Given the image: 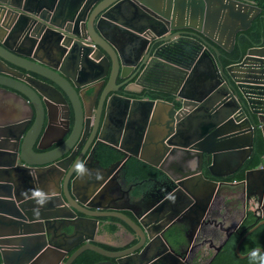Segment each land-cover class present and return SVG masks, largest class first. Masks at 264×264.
Masks as SVG:
<instances>
[{
    "label": "water",
    "instance_id": "95a60500",
    "mask_svg": "<svg viewBox=\"0 0 264 264\" xmlns=\"http://www.w3.org/2000/svg\"><path fill=\"white\" fill-rule=\"evenodd\" d=\"M124 6L146 17L138 35L144 46L131 58L107 31L112 13ZM261 12L256 0H0V89L25 107L21 118L0 124V264H73L87 250L109 259L96 264H184L186 255L170 245L166 229L178 224L175 236L187 235L183 215L194 224L191 232L216 227L218 221L206 220V214L217 187L228 182L212 178L235 179L254 152L256 131L264 132V45L227 67L219 52L231 53L237 35ZM189 42L199 49L193 47L186 63L168 54ZM207 59L215 73L199 89L195 73ZM131 85L141 88L135 98L128 93ZM115 102L121 103L114 113L118 128L106 137L105 120ZM136 109L142 118L134 117ZM57 128L60 138L42 146ZM235 156L238 168L228 171ZM134 159L158 174L146 180L151 187L140 184L135 195L141 206L130 217L108 198L122 164L128 169ZM95 162L102 173L85 180L81 190ZM218 168L227 170L216 173ZM257 168L240 181L248 194L257 172L263 178L255 186L264 190V163ZM90 221L97 230H124L131 246L108 250L88 237L72 254L63 248ZM262 225L264 220L238 242L240 259L254 250L264 256L262 248L240 251ZM156 242L162 250L146 256Z\"/></svg>",
    "mask_w": 264,
    "mask_h": 264
},
{
    "label": "crops",
    "instance_id": "0c3cea01",
    "mask_svg": "<svg viewBox=\"0 0 264 264\" xmlns=\"http://www.w3.org/2000/svg\"><path fill=\"white\" fill-rule=\"evenodd\" d=\"M144 21H146V17H144L141 13H138L134 8L130 6H124L112 13V20H110V22L113 28L112 26L107 27L108 35L114 41V43L119 48L121 53L124 54L125 56H128L131 58L141 52V49L143 48L144 45H143V41H141L139 36L142 37V34H140V31L143 28ZM209 60L210 59H207L206 61L201 63L196 70V73H195L196 75L194 79L196 88H199V89L205 88L212 82L211 78L213 77V73H215V69H214L215 64L214 62H212L211 60L209 61ZM120 83H121V80H119V82L117 83L118 84L117 87L114 86L113 89L117 90L120 86ZM140 90L141 88L139 86L131 85L130 87H128L129 96L135 98L138 95ZM123 92L124 90L122 89L121 93ZM120 106H121L120 102H115L114 105H112V107L110 106V112L112 111V118H107V120H105V124H107L106 129L108 128V131L106 132V137L113 136L115 130L118 128V120L114 116V113H117V111H119ZM22 108H25V107H24L23 102L19 98H17L16 96H14L13 94L9 92H6L0 89V124L7 122L9 120H12L14 118H21L19 111ZM140 113H141V110L136 109L133 115L134 117L139 118ZM58 129L59 128L53 131L52 135L50 136L51 137L56 136L55 139H59L60 132ZM258 133H260L262 140H263V144H264L263 129L259 128L256 131V134ZM255 139H256V136H255ZM247 141L249 142V139L246 136H244L243 142L246 143ZM146 156L148 155L146 154ZM238 158H239L238 156H235L233 158L232 164L234 165H232L230 167L232 169H228V171L235 170L238 168L239 164H236L239 161ZM251 158H249L246 161L245 165ZM263 163H264V156L262 157L261 162L257 167H261ZM143 164L148 165L147 163H143ZM245 165L243 166V168H245ZM234 166L237 168H235ZM124 167H123V171L120 169L121 172L118 174L116 178V182H115L116 184L114 185V187H111L110 189L111 191L109 193L108 200L111 205H115L117 208H121L123 213L127 214L130 217H134V213L132 209L138 210V208L141 206V204L139 203L141 200L137 198V196L135 195L136 193H138V190L141 188L140 186L141 181L139 180L144 179V178L146 179L148 176L141 177V175L138 174L139 172L136 171L134 166L130 168L128 165V169L127 168L124 169ZM257 167L255 168L259 170L260 168H257ZM243 168H241V170ZM102 170L103 169L96 162L89 164L87 167V171L85 172V175L83 177V180L79 184L80 189L84 190L85 186L87 185L86 181L91 180L93 176L101 174ZM226 170H227L226 168L217 169V171H221V172H224ZM241 170H239L238 172H241ZM246 170H249V169H246ZM262 178H263V173L257 172L254 175H252L251 176L252 187L253 186L256 187L255 185L258 184V182L260 184L259 180H261ZM242 180H245V176H243L242 178H239L238 176H236L235 179H232L230 181V183H224L221 186L217 187L216 192L220 193L222 196L223 195L225 196V203L227 206L226 208L228 210L215 215L214 218H216L217 219L216 221H218L219 223L224 224V229H227L229 227H234L237 224V222H239L240 220L241 221L239 225H243V227L250 225V223L252 222L253 217H252V214L249 212L247 213V216H246L247 218H245V220L244 219L242 220V217L245 214L242 199L245 195V190H247L248 188L247 184L240 182ZM49 189L50 188L48 187V190ZM113 199H117V200L112 202ZM177 225L178 224L172 225L165 231V238L170 242V245L175 250H178V248L175 247L171 243L172 242L171 238L175 236V232H173L171 229H174L175 226ZM211 228H214V227L210 225L208 229H211ZM79 230L81 234L76 236V238H73V239H78L79 241H72L71 239V241L68 240L66 244V242L64 243L63 240H60L61 244H66L64 245L65 247L63 248H66L67 246L70 245L69 247L72 248L71 250H75L78 247L79 243H82L88 237H94L98 243H100L101 245L112 247L114 248L115 251L123 250L131 246V245H128L130 243V240L125 236L124 230L116 229L115 232H111L110 228H107L105 230L103 229L97 230L96 222L94 221H90L88 224H82ZM158 248H159L158 251H156L157 249L153 250L151 256H154L156 253L162 250L161 247H158ZM215 254L216 253L210 254V256L206 258V260L203 259L204 262L202 264H207L209 260L211 259V257L214 256Z\"/></svg>",
    "mask_w": 264,
    "mask_h": 264
},
{
    "label": "trees",
    "instance_id": "16d2710c",
    "mask_svg": "<svg viewBox=\"0 0 264 264\" xmlns=\"http://www.w3.org/2000/svg\"><path fill=\"white\" fill-rule=\"evenodd\" d=\"M256 2L262 8V12L254 20L252 27L249 30L245 32H240L237 35L236 45L234 50L230 53L223 49H219V52L221 54L220 58L222 60V63L226 67L231 64L240 62L247 55L249 49L264 45V0H256ZM193 47L199 49L198 43L189 42L188 45H186L184 48H180L177 50L172 49V51H168V54H171V57H180L178 59L179 60L178 63L183 64L186 63V60H191L194 57L192 54ZM153 72L154 71H150L149 73L152 74ZM163 87H165V85ZM154 97L156 98L161 97L169 101L173 99L172 96L170 95L158 94V93L155 94ZM263 156H264V144L260 133H258L256 134L253 156L247 162L244 170L241 171L238 177L242 178L244 176V171L246 169H252L257 167L260 164ZM134 167L136 171L139 172L138 174L141 175V177L144 176L147 177L155 173H158L154 168L149 166H145L144 168L134 163ZM106 220L116 221L117 219L108 218ZM108 228H110L111 232H115L116 229L118 230V228L114 225H110L108 226ZM177 228L178 226H175V228L171 230L175 232ZM180 232L181 231L178 232L179 237L182 236V233ZM242 236L243 234L234 235L230 240H228L226 245L223 247L221 252L216 255V257L214 258L211 264H263V261L261 260V256H262L261 252H257V255L255 257L250 255L246 259H240L238 257L236 253V247ZM102 247L108 250H114V248L106 245H102ZM256 248H262L264 250V225L259 227L255 232H253L251 235H249L246 238V240L241 245L240 251L242 254L245 255ZM104 258L105 257H103L102 255H100L95 251L87 250L84 253H82L73 264H95L99 261H102Z\"/></svg>",
    "mask_w": 264,
    "mask_h": 264
},
{
    "label": "flooded vegetation",
    "instance_id": "af4514ba",
    "mask_svg": "<svg viewBox=\"0 0 264 264\" xmlns=\"http://www.w3.org/2000/svg\"><path fill=\"white\" fill-rule=\"evenodd\" d=\"M143 115H144V113L141 111L139 118H142ZM55 138H56V136L50 137L49 140H46L42 143V146L49 147V145L51 144V142ZM55 146H53V147H55ZM139 157H140V154H139ZM143 157L145 158L147 156L144 154ZM131 162H132L133 166H134V163H136V165L138 164L139 166H142L144 168H145V166H149V165L143 164L142 162H139V160H136V159L132 160ZM132 164L129 163L130 166ZM122 165L125 166V164H122ZM149 167H151V166H149ZM243 170H244V168L241 171H243ZM246 171L247 170L244 171V176H245ZM216 173H221V171H216ZM240 173L241 172L236 173L235 176H238ZM157 174L158 173H155V174L150 175V176H157ZM204 174L208 178L211 177L210 173H207L204 171ZM150 176H148L146 179L144 178V179H141L139 181H141V184H144L145 187H151L152 186L151 182L146 181V180H148V178ZM233 176H229L226 178H212V179L219 181V182H221L222 180L225 179L226 181H229L228 183H230V181L233 179ZM248 190H249L248 188H247V190H245V195L242 199V203H243L244 210H245V214L243 215L242 220L243 219L245 220V218H247L246 216H247V213L249 212L248 211L249 207H251V209H252V211H250L249 213L252 214L253 218H252V222L250 223V225H248L246 227H243V225H239L240 221H241L240 220L239 222H237L238 225L236 224L234 227H229L228 228L229 230L227 231L226 229H224L223 223L219 224V222H216V224H217L216 227H215V223H210V225H212V227H214V228L208 229V227L210 226L209 225V226H205V228L202 227L200 229L195 230L194 232H191L194 229L193 222L186 219L185 218V217H187L186 215L181 216V222L186 223V225H188V227L190 228V231L187 235H185L183 233L182 236H180V237L179 236L172 237L171 243L175 247L178 248L179 252H182L186 255L184 262H183L184 264H202L204 262V260H206V258L208 256H210L211 253H216V249L218 247H220L224 241L230 240L234 235H242V234L244 235L253 225L264 220V190L263 189L261 190L260 186L255 187V189L254 188L250 189L251 193H249V194L247 193V192H249ZM251 200H255V202L252 203ZM249 202L251 205H249ZM226 207L227 206L225 203V196L224 195L222 196L220 193L215 192L214 197H213L212 202H211V206H210V208L206 214V220L207 219L210 221L217 220L216 218H214V216L217 214H220L223 211L228 210ZM177 226L179 227V225H177ZM218 230H220V231H218ZM230 233H231V237L228 239ZM72 241H79V240L78 239H72ZM99 245H101V244H99ZM69 246H67L66 249L70 250L71 254H72L74 252V250H71L72 248ZM158 247H160V245L158 242H156L153 246H151V248H149V251L147 252L146 256L150 257L154 249H157L156 251L159 250ZM108 260L109 259L105 257L102 261H99V262H104V261H108ZM99 262H97V263H99Z\"/></svg>",
    "mask_w": 264,
    "mask_h": 264
},
{
    "label": "clouds",
    "instance_id": "9594fccd",
    "mask_svg": "<svg viewBox=\"0 0 264 264\" xmlns=\"http://www.w3.org/2000/svg\"><path fill=\"white\" fill-rule=\"evenodd\" d=\"M257 252L258 250H254L252 253H251V256L255 257L257 255ZM261 260L264 261V256H261Z\"/></svg>",
    "mask_w": 264,
    "mask_h": 264
},
{
    "label": "rangeland",
    "instance_id": "374dc122",
    "mask_svg": "<svg viewBox=\"0 0 264 264\" xmlns=\"http://www.w3.org/2000/svg\"><path fill=\"white\" fill-rule=\"evenodd\" d=\"M155 239H159V236L157 235V236H155ZM101 247H102V245H100ZM212 254V253H211Z\"/></svg>",
    "mask_w": 264,
    "mask_h": 264
},
{
    "label": "bare ground",
    "instance_id": "6f19581e",
    "mask_svg": "<svg viewBox=\"0 0 264 264\" xmlns=\"http://www.w3.org/2000/svg\"><path fill=\"white\" fill-rule=\"evenodd\" d=\"M261 47V46H260Z\"/></svg>",
    "mask_w": 264,
    "mask_h": 264
}]
</instances>
